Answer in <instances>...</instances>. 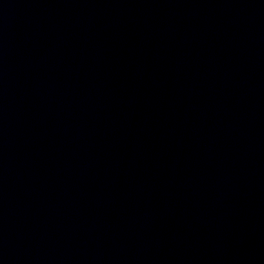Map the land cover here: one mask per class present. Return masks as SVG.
Masks as SVG:
<instances>
[{
  "label": "water",
  "instance_id": "obj_1",
  "mask_svg": "<svg viewBox=\"0 0 264 264\" xmlns=\"http://www.w3.org/2000/svg\"><path fill=\"white\" fill-rule=\"evenodd\" d=\"M0 264H264V0H0Z\"/></svg>",
  "mask_w": 264,
  "mask_h": 264
}]
</instances>
